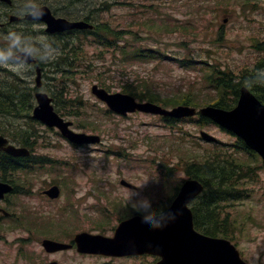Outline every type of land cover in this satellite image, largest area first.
I'll list each match as a JSON object with an SVG mask.
<instances>
[{
    "label": "rangeland",
    "instance_id": "obj_1",
    "mask_svg": "<svg viewBox=\"0 0 264 264\" xmlns=\"http://www.w3.org/2000/svg\"><path fill=\"white\" fill-rule=\"evenodd\" d=\"M80 1L88 5L81 7V14L77 6L63 7L61 2L49 0L57 9V16L77 14L87 17L97 27L105 24L113 32V37H109L110 45L93 42L91 34L79 37L73 44L66 41L60 46L54 45L61 54L48 63L54 62V68L60 67L61 73H53L44 65L37 91L52 98V90L54 100L58 101L54 108L61 109L63 117L72 122V128L98 135L101 143L75 147L55 129L33 124L37 134L33 154L53 160L57 168L56 171H36L27 193L10 195L1 203L17 226L12 225L11 220L0 219V264H47L53 260L59 264L152 263L151 257L115 259L80 255L75 250L47 254L40 241L51 238L68 242L78 232L100 233L95 223L100 218L101 208L111 213L108 200L143 204L145 192H150L154 206L166 201L173 188L186 177L178 171L173 172L172 177L163 178L157 161L161 158L166 163L177 162L182 154H197L202 143L197 138L201 130L224 143L234 142L233 136L215 125L200 128L191 122H182L170 129L159 117L151 115L107 114L106 107L91 94L92 85L101 86L104 82L111 93H122L125 83L137 82L142 86L141 81H144L147 87L165 98L190 91L201 98L215 95L204 78L211 71L210 64L235 73L246 71L248 77L252 72L264 75V54L255 49L257 42L264 41V0ZM38 40L43 41L44 37ZM72 46L77 54L71 63L72 52L66 51ZM147 49L157 51L159 58L134 59L135 51ZM37 51L46 63L47 50L37 48ZM22 69L14 72L21 75ZM35 77L33 69L27 79L35 83ZM33 104L34 98L31 108ZM11 122L21 123L20 132L30 130L25 127L30 122L27 119L6 120L7 125ZM257 174V183L251 186V197L231 210L236 233L233 243L249 264H264V170ZM120 179L133 183L140 191H127L119 185ZM51 182L58 183L62 190L61 198L53 203L40 194ZM69 199L74 209L71 212L65 205ZM24 212L47 213L54 216L53 221L58 225L45 235L37 234L39 230L47 231L48 226L41 228L38 223L36 227L29 226L34 218L23 220ZM109 216L100 234L112 235L111 229L119 218L117 213ZM22 223H26L27 229Z\"/></svg>",
    "mask_w": 264,
    "mask_h": 264
},
{
    "label": "water",
    "instance_id": "obj_2",
    "mask_svg": "<svg viewBox=\"0 0 264 264\" xmlns=\"http://www.w3.org/2000/svg\"><path fill=\"white\" fill-rule=\"evenodd\" d=\"M10 2L9 0H2ZM47 24L48 32H61L69 29H84L90 27L82 21L69 22L65 19H54L47 7L34 8L29 16ZM27 54H18L15 59L20 61ZM92 93L116 113L126 115L128 112H145L182 118L192 116L195 110L188 107H177L166 111L152 103H137L131 96L125 94H108L97 86L92 87ZM38 107L34 110V118L42 121L49 127H57L63 136L77 144L96 143L97 136L76 134L68 129L70 123L59 118L49 105V100L43 94L36 95ZM200 114L211 119L222 128L241 138L245 144L259 153L264 165V105H262L245 87L241 88L239 100L235 108L230 111L215 107H205ZM202 137L206 141L214 139L205 133ZM0 151L13 157H25L29 152L25 148H16L8 145L7 140L0 136ZM122 184L124 181H122ZM128 185V184H127ZM11 188L0 183V198ZM201 186L194 180L184 183L175 200L171 204V211L179 210L177 218L166 227L160 229H142L140 220L136 216L121 221L113 237L90 235L81 233L75 236L74 242L82 253L103 254L122 257L141 254L159 256L156 264H246L240 259L238 251L227 240L209 238L198 234L192 226L191 212L187 204L199 193ZM50 198L59 195L57 187L45 191ZM169 208L165 211H168ZM43 247L48 252L67 249L70 246L44 240ZM50 264H57L52 262Z\"/></svg>",
    "mask_w": 264,
    "mask_h": 264
},
{
    "label": "trees",
    "instance_id": "obj_3",
    "mask_svg": "<svg viewBox=\"0 0 264 264\" xmlns=\"http://www.w3.org/2000/svg\"><path fill=\"white\" fill-rule=\"evenodd\" d=\"M56 1L68 7L88 6L86 2L80 0ZM95 28L98 29L96 36L106 37L109 32H112L105 24L102 27L96 26ZM102 44L110 45V43L105 42H102ZM260 49L264 50V46H260ZM140 52H136L134 57H144ZM72 59L75 60L76 57ZM243 75H239L240 81H236L237 76L230 71L213 68L208 75V80L216 93L208 100L196 97L193 93L163 99L160 95L151 91L144 81H141L142 86H139L137 82H127L122 85L121 89L124 93L130 94L140 101H152L164 107L178 104L202 106L212 103L220 108L231 109L236 104L239 86L245 79ZM252 79L257 83L252 87L253 91L264 102V88L258 84L264 81V77L256 74L252 76ZM102 85L106 89H110L104 82H102ZM31 91V89L13 83L8 87L0 83V118L8 115L18 117L22 113H25V118H28L26 112L31 107ZM201 123L206 124L207 120H201ZM0 134L6 136V130L0 127ZM11 137L19 145L32 149L30 139L35 137L32 132L14 131L11 132ZM257 159L258 157L254 153L246 149L243 143L237 140L232 145L221 143L211 145L200 154L188 156L183 160L185 163L184 170L187 174L201 181L206 189L193 206L194 227L198 231L210 236L233 238L234 232L231 227L235 220L232 219L227 206L232 202L234 203V201L246 198L248 195L249 187L256 181L257 172L254 165ZM40 161H42L41 158H32L31 156L27 159H13L0 153V180L14 181L15 192H17L18 188L23 185V175H27L26 178H28L35 168H41L38 167ZM166 206L167 203L161 204L164 209Z\"/></svg>",
    "mask_w": 264,
    "mask_h": 264
},
{
    "label": "clouds",
    "instance_id": "obj_4",
    "mask_svg": "<svg viewBox=\"0 0 264 264\" xmlns=\"http://www.w3.org/2000/svg\"><path fill=\"white\" fill-rule=\"evenodd\" d=\"M30 14V13H29ZM4 39L7 41V44L4 47H0V66L9 67L13 71L19 70L21 65L14 63L11 59L15 52H13V48L18 45V42L21 39V34L16 31H10L5 34ZM47 51L45 55L48 56V61H54L61 53L58 47L52 48L49 45H45ZM18 52L26 51V49L18 48ZM34 59L40 60L37 57L36 52H29ZM23 70H27V56L24 57V62L22 64ZM247 87H253L257 84L248 83L245 81ZM258 84H264V82H260ZM132 214L139 218L140 227L142 229H160L166 227L170 222L174 221L179 215V210L173 212L171 211V205H168L169 210L165 211L163 207H158L152 209L149 207L148 203L145 202L139 205H130Z\"/></svg>",
    "mask_w": 264,
    "mask_h": 264
},
{
    "label": "flooded vegetation",
    "instance_id": "obj_5",
    "mask_svg": "<svg viewBox=\"0 0 264 264\" xmlns=\"http://www.w3.org/2000/svg\"><path fill=\"white\" fill-rule=\"evenodd\" d=\"M39 4L47 5L50 8L51 14L53 16L54 14H58L57 9L54 8L52 4H50L49 0H44L39 2ZM31 6L32 5L25 4L24 2H12V4L9 5L0 2V36L4 37L5 34L10 31H16L20 33L21 39L18 42V45L13 48V52L16 53L18 48L29 50V52H36L37 57H40V60H38L39 64L44 65L45 62L42 61V57L39 55V51H37V48H41L43 52L46 51L43 48V44L41 43L42 41L38 40V38L40 39V37H42L44 27L39 21L27 19L26 16L29 14ZM29 37H32L33 40L29 39ZM6 44L7 41L5 39L0 40V47H4ZM51 46L54 48V37ZM46 64L49 63L46 62ZM51 64L54 66V62Z\"/></svg>",
    "mask_w": 264,
    "mask_h": 264
},
{
    "label": "bare ground",
    "instance_id": "obj_6",
    "mask_svg": "<svg viewBox=\"0 0 264 264\" xmlns=\"http://www.w3.org/2000/svg\"><path fill=\"white\" fill-rule=\"evenodd\" d=\"M94 27H96L94 24H92Z\"/></svg>",
    "mask_w": 264,
    "mask_h": 264
}]
</instances>
